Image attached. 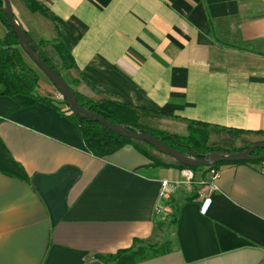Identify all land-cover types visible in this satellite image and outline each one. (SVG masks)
I'll return each mask as SVG.
<instances>
[{
	"label": "crops",
	"instance_id": "crops-1",
	"mask_svg": "<svg viewBox=\"0 0 264 264\" xmlns=\"http://www.w3.org/2000/svg\"><path fill=\"white\" fill-rule=\"evenodd\" d=\"M11 1L26 30L67 44L78 69L63 76L81 75L74 87L90 99L163 112L166 130L200 120L264 131V0H34L36 12ZM38 88L51 102L0 95V264H91L160 240L171 219L170 250L135 264H264L258 163L223 164L207 211L197 185L156 214L161 181L184 169L131 144L94 155L55 85Z\"/></svg>",
	"mask_w": 264,
	"mask_h": 264
},
{
	"label": "trees",
	"instance_id": "trees-1",
	"mask_svg": "<svg viewBox=\"0 0 264 264\" xmlns=\"http://www.w3.org/2000/svg\"><path fill=\"white\" fill-rule=\"evenodd\" d=\"M26 2L32 11H39L40 7L34 0H26ZM3 5V0H0V6ZM0 20L5 24L8 30L4 37H0V95L16 96L24 94L33 97L30 103L36 101L51 102L49 97L35 94L40 79L39 73L25 58V51L20 46L16 30L12 27L6 14L1 10ZM26 32L30 39L35 42L40 49L43 60H45L58 74L63 76L64 70L78 69L71 50L60 37L54 41H46L31 31L26 30ZM80 77L82 78L80 75L79 79H76L74 84L80 80ZM68 84L74 91L80 105L94 110L113 123L125 124L135 131H144L152 134L157 138L163 139V141L172 147L193 156L200 157L218 150L242 151L249 148L255 142L264 141V131L250 132L242 129L221 127L200 120H187L188 133L186 135L174 133L147 122L150 117L158 119L165 117L166 115L163 112L135 108L107 98L93 100L75 89L74 84ZM63 102L67 106V109H64V111H68L70 113L69 115L77 123L81 137L87 148L98 157H105L123 146L131 144L150 159L154 165L166 167L176 166L182 169H193L195 171L206 168L203 166L189 167L175 160L166 161L160 159L152 152L156 148L149 143L129 137H122L113 133L106 126L97 121L79 117L68 107V103L65 99ZM213 131L226 132L235 138L242 137L245 134H254L260 135L262 139L248 141L241 146H221L211 142L210 136ZM263 153L264 148H258L254 152L255 155ZM239 162L259 163L260 161L221 162L214 166L221 167L223 164ZM172 222L176 223L174 220ZM169 250L170 247L168 244L159 245L147 240H137L135 245L131 248L119 250L114 254L97 255L96 258L104 264H135L141 260L166 253Z\"/></svg>",
	"mask_w": 264,
	"mask_h": 264
},
{
	"label": "water",
	"instance_id": "water-1",
	"mask_svg": "<svg viewBox=\"0 0 264 264\" xmlns=\"http://www.w3.org/2000/svg\"><path fill=\"white\" fill-rule=\"evenodd\" d=\"M3 2L4 5L0 6V10L6 14L12 27L16 30L20 46L30 57V59L39 67V69L48 76L57 90L64 96V99L68 103V107L77 116L97 121L106 126L113 133H116L122 137H129L136 140L145 141L154 146L160 152L169 155L175 161L189 167H209L221 162L264 160V153L260 155L254 154L256 149L264 148V141L255 142L249 148L242 151L218 150L213 151L209 154H204L200 157L193 156L172 147L171 145L163 141V139L157 138L152 134L146 133L144 131H135L125 124L113 123L94 110L80 105L77 97L74 94V91L72 90L66 79L62 75L58 74L54 69H52L41 57L40 49L37 47L36 43L30 39L25 28L16 17L12 1L3 0ZM91 264L104 263L96 260Z\"/></svg>",
	"mask_w": 264,
	"mask_h": 264
},
{
	"label": "built area",
	"instance_id": "built-area-1",
	"mask_svg": "<svg viewBox=\"0 0 264 264\" xmlns=\"http://www.w3.org/2000/svg\"><path fill=\"white\" fill-rule=\"evenodd\" d=\"M61 99L64 96L59 92ZM259 169L264 175V160H260ZM207 177L196 178V172L193 169H184V177L180 179H163L161 181V187L159 192L160 202L155 207V213L160 214L164 211L165 205L163 201L171 199V197L181 188L187 187L188 190L193 191L194 186L198 185V191L202 196V209L207 211L212 202V195L219 190L217 180L220 176V167L209 166L206 167Z\"/></svg>",
	"mask_w": 264,
	"mask_h": 264
},
{
	"label": "rangeland",
	"instance_id": "rangeland-1",
	"mask_svg": "<svg viewBox=\"0 0 264 264\" xmlns=\"http://www.w3.org/2000/svg\"><path fill=\"white\" fill-rule=\"evenodd\" d=\"M16 6V5H15ZM15 12L18 14V10L17 7H15ZM25 53V52H24ZM25 58L27 59V61L32 64L36 70L39 73V77H40V83L38 84V89L41 91L45 90V87L47 85H53L52 81L48 78V76L41 71L38 66L36 64L33 63V61L30 59V57L25 53L24 54ZM57 90V89H56ZM37 91V90H36ZM59 93V92H58ZM148 123H150L151 125L154 124L158 127H161L162 123H161V119L155 118V117H150L149 120H147ZM165 128L171 130L172 132L175 133H179V134H185L187 133V129L186 128H182V125H178V126H166ZM210 140L211 142H214L216 145H221V146H241L246 144V142L248 141H256L259 140V138L253 136V135H249V134H245L242 137H238L235 138L234 136H232L231 134H228L226 132H222V131H213L211 136H210ZM155 155H157L160 159L166 160V161H172L174 160L172 157H170L169 155H166L158 150H153L152 151ZM206 178V177H205ZM196 186V185H195ZM173 219L171 220H166L167 223L170 224H165V226L163 228H165V231H160L162 234L160 236V240L157 238L151 240V243H157L159 245H163V244H168L172 242V227H169L172 223Z\"/></svg>",
	"mask_w": 264,
	"mask_h": 264
}]
</instances>
